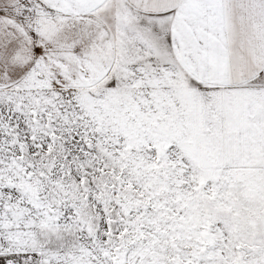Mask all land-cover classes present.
Instances as JSON below:
<instances>
[{
  "label": "snow or ice",
  "instance_id": "1",
  "mask_svg": "<svg viewBox=\"0 0 264 264\" xmlns=\"http://www.w3.org/2000/svg\"><path fill=\"white\" fill-rule=\"evenodd\" d=\"M0 264H264V0H0Z\"/></svg>",
  "mask_w": 264,
  "mask_h": 264
}]
</instances>
